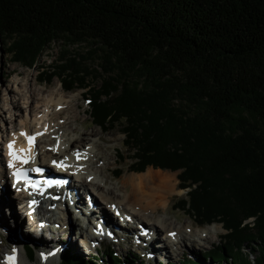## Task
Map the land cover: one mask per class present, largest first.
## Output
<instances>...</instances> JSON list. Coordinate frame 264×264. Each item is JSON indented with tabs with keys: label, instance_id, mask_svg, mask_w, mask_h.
<instances>
[{
	"label": "trees",
	"instance_id": "16d2710c",
	"mask_svg": "<svg viewBox=\"0 0 264 264\" xmlns=\"http://www.w3.org/2000/svg\"><path fill=\"white\" fill-rule=\"evenodd\" d=\"M57 40L95 43L118 75L133 74L110 87L115 101L101 87L62 83L95 91L87 100L103 128L126 119L133 170L178 171L188 191L177 209L199 225L222 224L226 232L203 256L264 264V0H0V45L16 61L33 66ZM250 217L253 226L244 223ZM25 249L33 260L34 246ZM108 253L93 262L69 248L57 264H166ZM181 264L200 263L185 255Z\"/></svg>",
	"mask_w": 264,
	"mask_h": 264
},
{
	"label": "rangeland",
	"instance_id": "374dc122",
	"mask_svg": "<svg viewBox=\"0 0 264 264\" xmlns=\"http://www.w3.org/2000/svg\"><path fill=\"white\" fill-rule=\"evenodd\" d=\"M9 49V45H0V158L7 159V148L5 147V144H7V141L12 134L14 135L16 133L18 135L21 133L22 128L25 130H41L42 134H44L45 130L43 128L46 125V127L52 128V130L48 131V133L51 132L52 138L55 135L61 136L65 132V128H60V125L58 124H60L62 120L64 122V119L67 118L68 115L64 113L62 114V118L56 119L52 114L57 108V106H55L56 98L49 103H46L47 101L45 100L47 99L45 98L51 97V92L58 89L63 90V94L77 92L78 97L72 102L73 109H70L69 111L72 115L78 114L77 121L71 122V125L78 128V130L73 133H76L74 134L75 136H80L83 133H92L95 130L97 133L96 139L99 137L101 138L99 139V142L101 145L103 144L102 146L104 148H102L101 152L104 151V154L106 153V155L109 154L110 156L109 169L106 172L108 174L110 173L109 178L106 181L107 186H119L125 177L135 173H143L149 168L169 172V175L175 173V182L178 184L181 193L173 192L167 198L166 206L163 205L160 211L155 215L157 219L165 217L168 222L178 224V226L186 225L191 221L195 228L210 225H199L196 223L194 217H192L187 211L176 208L178 200L185 198L188 191L180 188L178 171L155 168L154 166H148L144 171L133 170V167H131L133 161L132 153L124 145L123 130L128 124L126 119H121L119 117L114 118V120H111L107 125V128H103L101 125L95 123L91 117V107L87 100V98H89L87 97L88 92L91 91L92 93H95V91L90 89V87H77L74 90H68L62 83V80L65 79V84H74L75 87L80 85L83 87H101V90L104 93L109 91L107 93L112 95L111 101H115L118 98L116 94V90L118 89H110V87L115 85L117 88V81L120 77L131 76L133 75L132 73H129V75H118L115 71L117 69L116 67L119 66L118 63L112 57L103 55L102 49H100L95 43L90 42L72 43L64 40L53 41L40 53L37 61L31 67L16 61V58L10 53ZM120 72L124 73L123 71ZM52 96L57 97L55 94ZM109 96H107V98H109ZM103 99L104 101L106 100L105 97H103ZM76 103H79V107H75ZM250 121L254 123L252 119H250ZM130 122L135 123L134 120L133 122ZM251 125L254 131L260 132L258 129L260 128L258 122L255 121V123ZM29 131L34 133L32 130ZM61 131H63L62 134H60ZM39 145L43 144L41 143ZM43 150L41 146H39V149L37 148V151L41 153H43ZM117 167L122 169V173L118 176L114 174ZM96 175L103 177V175L98 173ZM76 184L77 183H75V185ZM75 188L78 187L75 186ZM78 189L80 194L83 193V197L79 194L81 200L80 203L82 206H86L87 197L85 198V194L87 191L85 190V192L82 188ZM118 190L117 193L123 194L122 190ZM14 194L13 190L9 191V194L6 193L5 185L3 189L0 188V197L2 196L7 199L9 198L8 196ZM90 194V192H87L88 196H90ZM15 200V206L11 210L4 208L2 212L0 208V218L9 221L7 222V225L0 226V263L3 261L4 252L7 251L10 253L15 249H18L21 250L20 252L23 259L29 264H44V262H47L45 264H57L63 252L69 248L74 249V247H76L78 251L81 250L85 255V258H89L93 262H96V260L99 261L103 252L108 253V250L112 249L114 254L119 256L122 260L127 261L129 260L126 258V255H129V253L132 252L137 255L136 261H140V259L145 256L143 259L150 263H158L159 260H163L166 264H181L184 260V256L189 255L190 257L196 258L200 264H214L213 261L204 257L202 253L216 246L219 243L222 234L226 232L221 223H216L219 226V232L217 234L210 233L207 239L201 240L205 246H201L200 248L188 246V248L178 251L179 255H176L175 253L172 257H165V253L160 250L163 249L162 245L164 246L165 244L164 240L160 237L163 230H157V232H159L154 242L155 244L152 242L149 246L151 256L144 252L145 249H143L140 244V247L135 243L133 244H135L136 247L134 245L131 246V243L129 244L131 241H129L128 238H124L123 235L121 236L123 241H121L120 245L116 241H113L114 244L102 245L99 251L92 250V253L90 254L86 252L85 246L82 245L83 240L78 235L82 229V221L80 219L76 220L74 214L69 213L70 215H68V213H64L61 216V219H58L57 222H54L56 220L55 217L49 218V216H46L47 220L43 222H45V224L48 223V226L45 229L44 234L41 235L38 233V228L35 224V221H38L39 218L34 220L33 218L26 216L23 208V206L26 205V202H22L24 200L18 198H15ZM20 210H23L24 212H20ZM22 212L25 219L20 222L21 224H18L17 222L19 219L16 217L22 214ZM107 212L112 216L113 213L110 212L108 207ZM96 213L98 215L97 220L103 219L100 215H103L106 218L104 214L99 212ZM78 214L82 215L81 213ZM74 218L77 224H74ZM254 220V217H250L245 219L244 223L253 226ZM113 222L114 226L117 228L122 223L120 219H115ZM113 222H110V226H112ZM143 225L146 229H150L148 224L143 223ZM50 227H53L55 231H50ZM138 229L139 228L134 232H137ZM127 230L131 229L127 227ZM82 233L84 235L83 231ZM138 241H136V243H138ZM94 243H96V241L91 242L92 245ZM28 244L34 245V248L37 251L33 260L29 259L25 249V245ZM251 246L254 247L256 244H252ZM44 251L49 255L50 253L55 255L43 257L41 255ZM154 253H159L160 256H157ZM243 253L245 257L250 259H253L255 256V253H252L247 247L243 249ZM40 257L44 262L41 261ZM103 257L104 260H108L106 255Z\"/></svg>",
	"mask_w": 264,
	"mask_h": 264
},
{
	"label": "bare ground",
	"instance_id": "6f19581e",
	"mask_svg": "<svg viewBox=\"0 0 264 264\" xmlns=\"http://www.w3.org/2000/svg\"><path fill=\"white\" fill-rule=\"evenodd\" d=\"M53 94H55V96L57 97H53ZM77 97V92L63 94V90L58 89L51 92V97L45 98L47 99L45 100L47 101L46 103H49L56 98L55 106H57V108L52 113L56 119L62 118V114L64 113L68 115V117L64 119V122L62 120V122L58 124L60 125V128H65L64 133L63 131H61L60 134L63 133L61 136L55 135L52 138L51 132L48 133V131L52 130V128L46 127V125L43 128L45 130L44 134H42L41 130H25L24 128H22V132L26 133L27 135H21V132L18 135L15 133L14 135L12 134L10 136L7 144H5V147L7 148L8 160L6 161V159L2 157L0 158V164L2 165V169L0 171V183H3L5 185L6 193L9 194V191L12 190L9 187V182L11 184L12 180V176L10 177L9 173L11 172L12 168H10V172H8L4 164H9V161H12L13 166H16L19 164V162L18 160L14 159L15 155L29 156L31 153L30 156H33V148L36 147L37 150V148L39 149V146H41L42 150H44L43 153L38 151L40 163L46 164L51 161L57 160L59 164L63 165V167L66 169L62 173L71 177L72 186L70 185L69 190L63 189L62 194L65 197H68V194H71V199L74 200L75 205H73L71 209L65 211L64 213H68V215H70L71 213L74 214L76 220L80 219L82 221L81 226L82 224L85 226L89 225V227H84V238L86 239V241H88V239L92 237L90 234L93 228H96L99 223L102 226V229L107 230L110 233H114L109 240L112 243L116 241L118 244H121V241H123L121 237L122 235L124 236V238H128V240L132 242L134 235L140 237L144 234V229L142 227H144L143 223H146L150 226V231L152 234H154V232H157V230H163L160 237L164 240L165 244L164 246L162 245L163 249L160 250L165 253V257H172L173 255H175V253L176 255H179L178 251H182L185 248H188V246H195L197 248L205 246V244L202 243L201 240L207 239L210 233L217 234L219 232V226L216 223L204 227L199 226V228H195L191 221H189L186 225L178 226V224L168 222L167 218L165 217L157 219V217L155 216L156 213L160 211L163 205L166 206L167 198L173 192L181 193L178 184L175 182V173L173 175H169V172L149 168L143 173H135L129 175L128 177H125L121 181V185L119 186H107L106 181L109 178L110 173L108 174L106 172L109 169L110 156L109 154H104V151L101 152L103 148V144L101 145L99 142V139L101 138L99 137L98 139H96L97 133L95 132V130L92 133H83L80 136H75L74 134L76 133H73L76 132L78 128L71 125V122L77 121L78 114L72 115L69 111L70 109H73L72 102L76 100ZM75 107H79V103H76ZM29 130L36 132L34 133V135L40 133L39 135H36L37 141H35V146L31 147L30 152V147L26 138L30 134H33V132L29 133ZM10 143L12 144L11 149L9 148ZM41 143L43 145H39ZM10 153L12 154L10 155ZM3 160L5 163L3 162ZM34 161L36 160L32 158L30 164L32 162L34 163ZM33 166L34 164L32 165V167ZM97 173L103 175V177L96 175ZM75 183L77 184L75 185ZM75 186L84 189V191L86 190L88 193H91V197L88 198L87 192L85 191V198L87 197L86 206L81 205L80 195H82L83 197V193L80 194L79 189H76ZM116 189H119L120 191L122 190L123 194L117 193ZM8 197L9 198L7 199L2 196L0 197L1 211L3 212L4 208H8L9 210H11L15 206V198H18L20 200H24L22 202H26V205L23 206V208L27 216V212L29 210L27 204L31 199H28L29 197H27L24 191H17V193ZM89 199H91V201L93 202L92 205L88 204ZM47 202H49V200H45L42 204L47 205ZM62 205L64 204L62 203ZM107 207L109 208L110 212L113 213L112 216L111 214H109V212H107ZM117 210L120 212V214L117 213ZM21 211L23 210H20V212ZM23 212L16 217L19 219L17 222L18 224L25 219ZM96 212L102 213L106 216L105 218L103 215H100L104 219L103 222L97 220L98 215ZM78 213H81L82 215ZM63 214L58 211L51 213L48 208L42 205L41 207L37 208L34 214V217L38 216L39 218L38 221H35V224L39 229V226L37 225L38 222L47 220L46 216H49V218L55 217L56 220L54 222H57L58 219H61V216ZM124 217H127V222L134 224L132 225V227H135L137 229L139 226V232L137 231L132 233L131 231L123 229V231L116 233L113 227L110 226V222H113L115 219L119 218H121L120 221L125 222ZM76 220L74 224H77ZM7 222L9 221L5 220L4 218H0V226L7 225ZM123 225L128 226L127 224ZM50 231H55V229L53 227H50ZM147 235L144 236L146 237ZM94 239L98 240L96 235H93L91 241ZM142 240V242H146L144 239ZM155 240L152 241L153 244H155ZM139 241L141 242L140 238ZM140 245L144 247V245H142L141 243ZM45 263L47 262H44V264ZM17 264H29L23 259L21 252Z\"/></svg>",
	"mask_w": 264,
	"mask_h": 264
},
{
	"label": "snow or ice",
	"instance_id": "6c2138e0",
	"mask_svg": "<svg viewBox=\"0 0 264 264\" xmlns=\"http://www.w3.org/2000/svg\"><path fill=\"white\" fill-rule=\"evenodd\" d=\"M40 133H37L35 135H39ZM21 135H27L26 133H21ZM28 140L29 141H32L34 139V136H27ZM9 148L11 149L12 148V144L10 143L9 144ZM12 153H10L11 155ZM26 162V161H25ZM55 163V162H54ZM9 167H12L13 164H12V161H9V164H8ZM37 171H40V169H37ZM15 175H17L18 179L20 178V176L22 175V172H18V173H15ZM52 183H63V181H52ZM170 235H174V234H170ZM10 262H11V258H9Z\"/></svg>",
	"mask_w": 264,
	"mask_h": 264
}]
</instances>
